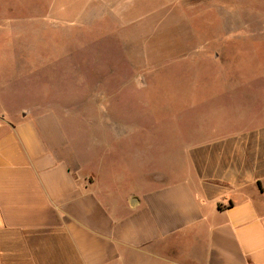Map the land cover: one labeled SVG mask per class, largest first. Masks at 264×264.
Returning a JSON list of instances; mask_svg holds the SVG:
<instances>
[{
    "label": "crops",
    "instance_id": "0c3cea01",
    "mask_svg": "<svg viewBox=\"0 0 264 264\" xmlns=\"http://www.w3.org/2000/svg\"><path fill=\"white\" fill-rule=\"evenodd\" d=\"M49 4L39 20L56 27L69 20L75 29L102 4L106 24L140 37L159 34L165 6H182L168 10L170 48L176 27H190L195 42L171 63L215 69V93L198 99L184 138L170 130L156 169L137 124L65 127L33 96L5 109L0 264H264V0ZM135 141L129 155L124 143Z\"/></svg>",
    "mask_w": 264,
    "mask_h": 264
},
{
    "label": "rangeland",
    "instance_id": "374dc122",
    "mask_svg": "<svg viewBox=\"0 0 264 264\" xmlns=\"http://www.w3.org/2000/svg\"><path fill=\"white\" fill-rule=\"evenodd\" d=\"M51 1L0 0V114L33 96L34 106L56 108L65 127L71 119L81 129L137 124L145 155L148 143L154 146L150 165L162 167L170 130L175 128L177 141L184 138L196 123L198 99L215 93L210 85L216 82L215 69L171 63L184 60V41L195 42L190 27H176L170 48L168 10L182 12V6H165L159 34L140 37L121 31L117 21L106 24L102 4L95 6L93 19L75 29L69 20L59 27L39 20L51 10ZM193 23L200 30L201 18ZM230 71L247 74L246 68ZM124 144L129 155L136 152V141ZM137 170L135 165L127 171Z\"/></svg>",
    "mask_w": 264,
    "mask_h": 264
}]
</instances>
